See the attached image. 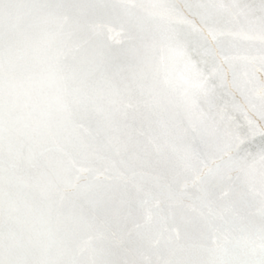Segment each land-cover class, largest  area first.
<instances>
[{
    "label": "snow or ice",
    "instance_id": "snow-or-ice-1",
    "mask_svg": "<svg viewBox=\"0 0 264 264\" xmlns=\"http://www.w3.org/2000/svg\"><path fill=\"white\" fill-rule=\"evenodd\" d=\"M0 264H264V0H0Z\"/></svg>",
    "mask_w": 264,
    "mask_h": 264
}]
</instances>
